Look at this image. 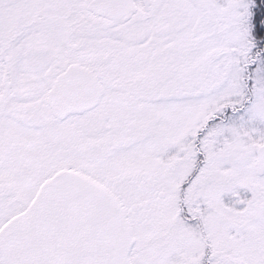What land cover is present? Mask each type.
Masks as SVG:
<instances>
[{"label": "snow or ice", "instance_id": "snow-or-ice-1", "mask_svg": "<svg viewBox=\"0 0 264 264\" xmlns=\"http://www.w3.org/2000/svg\"><path fill=\"white\" fill-rule=\"evenodd\" d=\"M0 264H264V0H0Z\"/></svg>", "mask_w": 264, "mask_h": 264}]
</instances>
